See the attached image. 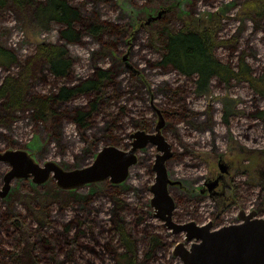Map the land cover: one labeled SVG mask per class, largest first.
Masks as SVG:
<instances>
[{
	"label": "rangeland",
	"instance_id": "rangeland-1",
	"mask_svg": "<svg viewBox=\"0 0 264 264\" xmlns=\"http://www.w3.org/2000/svg\"><path fill=\"white\" fill-rule=\"evenodd\" d=\"M70 1L75 6L84 8L87 13L99 16L101 21L121 25L125 31L127 30L124 32L127 34L120 37L108 33L101 40L85 34L80 42L66 43L60 38V25L55 24L48 31L40 30L33 25L31 17L23 18L14 8L1 9L0 43L14 49L21 63L32 61L33 70L39 74L37 84L33 86L34 91L45 95L51 94L52 90L55 91L63 84L68 86L78 84L81 80L94 75L99 68L114 69L119 74L117 78L122 88H127L129 74L139 69L148 77V81H145L147 88H143L144 97L127 100V95H123L108 106L107 111L116 119V135L120 138L116 142L87 144L82 136L84 131L72 119L66 118L61 122H55L53 126H45L35 121L28 109H22L10 111L6 126L0 128V132L3 133L0 136V148L26 150L41 165L47 161H55L64 170L86 167L104 147L116 146L124 150L130 148L131 140L128 133L137 130L131 124L132 119H137L142 114L153 118L154 107L167 112L165 108L168 109L169 104L166 96L164 92L158 91L167 84L173 89H180L181 93L184 91L188 108L199 113V116H196L198 123L195 121V125L181 121L175 126L174 131L167 128L170 126L167 120L163 130L173 148L181 153L180 159H175L174 166L168 169L170 179L175 184L170 190L177 192V194L170 192L177 200V206L173 211L175 222L180 224L190 219L197 225L204 226L211 220L214 222L215 213L225 221V225H230L234 223L231 219L237 217L241 210L247 213L255 212V217L264 219V119L256 116L259 111L264 110V96L256 93L245 80L226 83L216 78L212 81L208 95L198 94L194 78H188L175 71L165 72L159 67L157 64L161 58L159 49L151 42L149 30L139 28L142 19L146 22L157 17L162 10H165L166 15L164 17L162 14L161 18L175 28H180L182 23L193 15L195 16L193 18H199L205 27L222 22L220 37L225 42L216 48V55L235 69L239 68V61L245 59L253 69L254 77L260 79L264 76V12L259 15V9L250 6L258 0ZM162 5L165 6L164 9H154ZM130 27L133 29L130 30ZM42 42L59 43L68 49L69 56L74 62L70 79L57 81L51 75L47 64L35 62L36 59L33 57L36 46ZM127 44L130 46L127 47ZM107 47L112 48L111 56L109 55L111 50L108 51ZM18 68L19 66L12 67L11 70L0 68V85L6 75ZM85 103L86 99L80 96L69 106L80 107ZM67 104L64 103L68 110L70 108ZM61 105L59 103L58 106ZM120 106H125V110L120 111ZM4 113L0 106V116ZM104 118L102 115L98 119V127L101 129L106 124ZM107 119L113 118L108 116ZM156 119L159 122L158 116ZM214 146L215 153L212 151ZM187 148L189 150H186ZM156 150V145L149 144L141 149L138 156L143 159ZM186 152L189 153L185 154ZM222 163L230 166L227 167L231 174L228 182L240 195V202L236 206L234 204L228 206L235 203L233 189H230L229 198H217V206H213L210 198H204L200 194L204 181L212 173L220 171ZM77 166L79 167L76 168ZM10 168L8 164L0 162V184L4 183L3 176ZM155 177L156 174L150 175L147 169L138 163L131 168L128 180L120 187L128 204L149 212V216L146 217L148 222L142 224L140 229L145 228V232L156 234L169 242L165 249H156L152 257H147L144 254V247L140 245L138 264H183L181 258L174 254L176 247L184 242L186 248L190 249L192 242L196 240L186 242L185 231L176 233L179 234V238H175L168 230L173 229L165 220L155 216V208H150L149 199L153 196L152 193L148 194V206L144 203L142 205L135 198V191H143L149 183L154 184ZM105 186L106 183H95L75 190H62L53 178L44 184H35L32 178L14 179L8 195L4 198L0 196V223L7 225L2 234L3 239L0 237V264H19L9 255H5L8 251L14 252L16 245L20 243L23 245L22 241L25 239L24 235L10 223V218L15 215L20 216L28 227L29 235L31 234L32 239L37 242L40 264H116L114 254L104 250L101 245L111 240L116 246L118 238V234L113 231L111 220L115 205L108 195L112 190L104 189ZM182 196L201 198L200 210L195 211V207H191ZM89 198L91 205L85 210L86 199ZM79 208L81 210L78 211ZM48 212L49 218L46 220ZM84 213L94 221L92 227L95 238L81 235L84 229H87V225L80 221V218L83 219L80 216L85 215ZM133 216L128 214L126 220L130 221ZM179 216L183 217L180 222L175 219ZM71 222L69 233L77 239L73 247L68 245L64 234ZM163 223L167 227L163 228ZM214 224L212 230L220 228ZM80 226L82 230L79 232ZM169 234L172 235L168 236ZM42 237L48 239V245L47 242L39 243ZM18 238L20 240H17ZM174 239L175 241H172ZM88 246L95 252L85 248ZM116 249L122 250L118 244Z\"/></svg>",
	"mask_w": 264,
	"mask_h": 264
},
{
	"label": "trees",
	"instance_id": "trees-1",
	"mask_svg": "<svg viewBox=\"0 0 264 264\" xmlns=\"http://www.w3.org/2000/svg\"><path fill=\"white\" fill-rule=\"evenodd\" d=\"M250 6L259 9V15L262 11L264 12V0H258ZM163 7L165 6L162 5L154 9L161 10L164 9ZM9 8L16 9L23 18L31 17L33 25L37 29L48 31L52 29L53 25H60L59 35L61 40L66 43L80 42L85 34L98 40H101L108 33L120 37L127 34L124 33L127 30L125 31V28L121 25L116 26L113 23L101 21L99 16L87 13L84 8L75 6L70 0H0V10ZM165 15L166 13H163L164 17ZM193 17L195 16L193 15ZM193 17L190 16V19L182 23L180 28H175L163 17L155 23L151 22V25L143 19L140 21L139 28L149 30L151 42L154 47L159 49L161 55L157 63L159 67L163 68L165 72L172 71L174 73L175 71L188 78H194L196 91L200 95L209 94L212 81L216 78L226 83L233 80H245L256 93L264 96V76L260 79L254 77L253 69L245 59L242 58L238 63L239 68L235 69L230 64L221 61L216 55V48L225 42L220 37L223 23L216 22L205 27L199 18ZM256 19H258L257 16ZM132 29L130 27V30ZM126 46L129 47L130 45L127 44ZM107 50H111L109 52L111 56L112 48L107 47ZM33 58L36 59L35 62L47 64L51 75L57 81L68 80L72 76L74 62L69 56L68 49L59 43L42 42L38 44ZM115 60L118 59L115 58ZM15 66H19L18 70L6 75L0 85V106L5 111L0 116V128L6 126L5 122L11 115L10 111L28 109L33 114L35 121L45 124V126H53L55 122H61L66 118L72 119L84 131V134H82L83 140L87 144L94 145L102 141L116 142L120 140L116 135V119L107 111V108L123 95H127V100L143 98V88H147L145 81H148V77L143 71L133 70L129 74L127 88H122L117 78L119 74L114 69L99 68L94 75L81 80L78 84L73 86L63 84L55 91L52 90L51 94L45 95L33 89L34 84H37L39 74L36 70H33L32 61L21 63L14 49L0 43V68L11 70ZM158 91L164 92L163 94L169 104V108L165 109L167 110L166 118L171 126L170 129H174L181 121L195 125L196 116H199V113H195L188 108L184 91L181 93L180 89H173L167 84L159 88ZM80 96L86 99L84 106H69L71 102ZM59 103L62 104L61 107L58 106ZM64 103L65 105L68 103L70 109L67 110ZM120 108V111L125 110V106H120ZM102 115L105 116L104 121H106L103 129L98 127V119ZM108 116L113 119H107ZM256 116L264 119V110L259 111ZM196 123L198 122L196 121ZM147 128L152 130L153 124L151 121ZM1 135H3L2 132H0ZM6 150L7 148H0V152ZM187 150L189 149L187 148ZM176 154L180 153L176 151ZM147 186L143 191H135V198L146 206H148V198L144 191ZM105 189L112 190L108 195L115 205L111 220L114 226L113 231L118 234L117 244L122 250L117 251V244L115 246L114 241L111 240L100 244L104 250L114 254L116 264H138L140 245L144 247V254L147 257H152L156 249L168 247L169 242L166 239L145 232V228L140 229L142 224L148 222L146 218L148 211L128 204L126 197L123 196L122 188H112V186L106 184ZM233 192L236 194L235 190ZM90 203V198L86 199L85 210L91 205ZM189 205L195 207L194 210L198 211L199 207L196 203H190L189 201ZM79 210L81 209L79 208ZM84 214L82 216L78 215L83 218L79 217L80 221L87 225V229H84L85 233L83 231L81 235H86V237L90 235V237L95 238L92 227L94 221L86 213ZM128 214L134 215L130 221L126 220ZM191 214L194 216L193 212ZM48 218L49 212L46 220ZM10 223L24 235L25 239L22 241L23 245H20L21 243L16 245L14 252L8 251L5 255H9L13 261L19 264H40L39 250L36 247L38 244L32 239L31 234L29 235L28 227L22 222L20 216L11 217ZM71 224L72 222L64 234L67 237L68 245L73 247L77 239L69 233ZM81 226L79 232L82 230ZM6 229L7 225L1 222L0 237L2 239L3 231ZM17 240H20V238ZM46 242L48 245L49 241L45 237H42L39 241L43 244ZM85 248L95 252L90 246Z\"/></svg>",
	"mask_w": 264,
	"mask_h": 264
},
{
	"label": "water",
	"instance_id": "water-1",
	"mask_svg": "<svg viewBox=\"0 0 264 264\" xmlns=\"http://www.w3.org/2000/svg\"><path fill=\"white\" fill-rule=\"evenodd\" d=\"M165 10L157 17L147 20V24L161 18ZM161 126L158 127L160 131ZM128 150L116 146L104 147L96 155L92 163L86 167L64 170L55 161H47L43 165L23 149H8L0 152V162L11 167L4 176V184L0 187V196L6 197L11 190L14 179L32 178L36 184H44L51 178L62 190L78 189L82 186L101 183L109 180L115 185L124 183L131 168L137 162V152L147 145H156L158 154L154 170L156 177L152 186L151 206L155 208V216L165 220L175 233L186 232L187 241H192L190 249L184 244L176 247L174 254L179 256L183 264H264V219L257 218L255 212L240 216L239 223L221 226L211 230V225H197L194 221L177 224L173 220L175 200L169 191V178L166 161L171 157L172 145L159 134L150 135L145 131H136L131 135ZM227 164H220V173L228 174ZM218 183V181H217ZM216 183L213 184L215 186ZM243 218V219H242Z\"/></svg>",
	"mask_w": 264,
	"mask_h": 264
},
{
	"label": "flooded vegetation",
	"instance_id": "flooded-vegetation-1",
	"mask_svg": "<svg viewBox=\"0 0 264 264\" xmlns=\"http://www.w3.org/2000/svg\"><path fill=\"white\" fill-rule=\"evenodd\" d=\"M153 112H154L153 118L149 117L148 115L142 114V115H140L139 118L132 119L131 120V124H132V126H134V127L137 128L136 131H145L147 134H150V135H155L157 133L159 134V132H160L161 135L165 136L163 134V130L166 127V123H167L166 111H161V110L158 111V109H156L154 107ZM156 116L159 117V122L156 121L157 120L156 119ZM150 121L153 124L152 130H149V128H147L149 126ZM159 126H161L160 131L158 130V127ZM117 127L119 129H121L119 126H117ZM170 127L171 126H168L167 128L170 129ZM135 132L128 133V138L130 139L131 138V135L133 133H135ZM165 138L172 145V148H171L172 155L166 161V167H167V169H169L170 166H174V162L176 161L175 159H180L181 153L177 155L176 154V150L173 148V144L169 141V139L166 136H165ZM130 140L132 141V139H130ZM140 151L137 152V156H138V154H139ZM212 151L215 153V151H216L215 146L212 149ZM187 153H189V152H186L185 154H187ZM158 154H162V152L156 150V152H154L153 154H151V153L148 154L143 159L139 158V156H138V158H139V160H138L139 165L145 167L150 175H152V173L156 174V172H154L155 171L154 170V165L156 163V160H157V157L156 156ZM183 154H182V156H183ZM229 167L230 166L228 165V168ZM168 172H169V170H168ZM230 175H231L230 172L228 174H221L220 171L212 173V175L210 177H208L204 181V187L200 190V194L204 198H207V197L210 198V200L213 202V206H217V200H218L217 198H227L228 195H229V193H231V190L230 189H233L234 190L233 186L230 185V183L228 182V179H229ZM217 181H218V183H217ZM101 183H106V184L112 186V188H120L122 186V184L115 185V184L111 183L109 180H106L105 182H101ZM214 183H216L215 186H213ZM174 185H175L174 183L173 184H169V191L172 192V193H176L177 194V192L175 190L174 191L173 190H170L171 187H173ZM0 186H2V184H0ZM152 186H153V184L152 183H149L148 186H147V188L144 191L146 193L147 198H149V195L148 194L149 193H152ZM104 189H105V187H104ZM152 195H153V193H152ZM152 197L149 199L150 208H152V206H151V199H152ZM173 198L175 200V205L177 206V200L175 199L174 196H173ZM182 198H184L188 202L190 201V203L191 202L196 203L198 205V207H199L198 208V211L200 210L201 203H199V202L202 201L201 198H196V197H192L191 198V197H188V196H182ZM234 199H235V203H231L230 202L231 204H228L229 207H231L232 204H234L235 206H236V204L237 205L239 204V202H240V195L236 193ZM243 212L245 213L244 210L239 211L238 216L237 217H234L233 219H231L232 222L239 223L241 220L240 221H238V220L240 219V216H241V214ZM146 214L149 216V213H146ZM200 214H202V213L200 212ZM175 219H176V221L180 222L181 220H183V217L182 216H179L178 218L175 217ZM178 219H180V220H178ZM191 219H194V218H191ZM213 219H214V222H215L216 226L219 225L221 227V226H224L225 225V221H223V219H220L217 214L215 215V213H214V218ZM173 220H174V216H173ZM184 221H186V219ZM190 221H193V220L188 219V222H190ZM188 222H184V223H180V224L184 225V224H187ZM214 222L211 220L210 222L207 223V224H210L211 225V230L213 229ZM165 226L166 225L164 224L162 227L165 228ZM168 230L172 232V234L175 236L176 239L179 238V234H176L175 232H173V230H170V229H168ZM172 234H169L168 236H171ZM172 241H175V239L172 240ZM185 241L187 242V240H185ZM180 244H184L185 247H186V243L181 242Z\"/></svg>",
	"mask_w": 264,
	"mask_h": 264
},
{
	"label": "bare ground",
	"instance_id": "bare-ground-1",
	"mask_svg": "<svg viewBox=\"0 0 264 264\" xmlns=\"http://www.w3.org/2000/svg\"><path fill=\"white\" fill-rule=\"evenodd\" d=\"M146 23H147V22H146ZM155 108H156V107H155ZM156 109H157V108H156ZM158 111H159V109H158ZM130 139H131V138H130ZM139 151H140V150H139ZM138 159H139V158L137 157V162H136L135 165L138 164ZM6 164H7V163H6ZM8 165H9V164H8ZM8 171H9V170H8ZM8 171H7V172H8ZM7 172H6V173H7ZM154 172H155V171H154ZM3 177H4V176H3ZM128 178H129V177H128ZM27 179H28V178H27ZM34 183H35V182H34ZM3 184H4V183H3ZM3 184H2V185H3ZM35 184H36V183H35ZM0 187H2V186H0ZM67 190H75V189H67Z\"/></svg>",
	"mask_w": 264,
	"mask_h": 264
}]
</instances>
